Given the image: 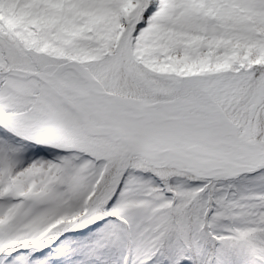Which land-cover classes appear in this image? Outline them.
Masks as SVG:
<instances>
[{
    "label": "snow or ice",
    "instance_id": "obj_1",
    "mask_svg": "<svg viewBox=\"0 0 264 264\" xmlns=\"http://www.w3.org/2000/svg\"><path fill=\"white\" fill-rule=\"evenodd\" d=\"M0 264H264V0H0Z\"/></svg>",
    "mask_w": 264,
    "mask_h": 264
}]
</instances>
